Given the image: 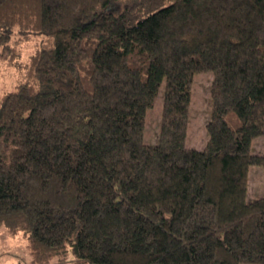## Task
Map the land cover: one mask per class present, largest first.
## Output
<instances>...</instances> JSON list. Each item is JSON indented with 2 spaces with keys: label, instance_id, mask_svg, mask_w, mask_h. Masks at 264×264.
<instances>
[{
  "label": "trees",
  "instance_id": "obj_1",
  "mask_svg": "<svg viewBox=\"0 0 264 264\" xmlns=\"http://www.w3.org/2000/svg\"><path fill=\"white\" fill-rule=\"evenodd\" d=\"M32 36L0 98V227L29 264H264V196L247 199L264 166V0H0L1 50ZM207 70L208 139L191 148Z\"/></svg>",
  "mask_w": 264,
  "mask_h": 264
},
{
  "label": "rangeland",
  "instance_id": "obj_2",
  "mask_svg": "<svg viewBox=\"0 0 264 264\" xmlns=\"http://www.w3.org/2000/svg\"><path fill=\"white\" fill-rule=\"evenodd\" d=\"M41 36H32L21 45V56L13 57L3 52L0 47V98L1 95L12 89L24 78L25 70L20 66L36 50ZM213 79L211 70L196 73L192 84V100L190 105L189 129L186 145L191 148L205 147L208 133L206 122L211 114L210 85ZM165 81L162 83L156 96L154 105L147 111L145 127V142L156 143L161 123L162 108L164 104ZM254 151L264 153V135L253 142ZM264 196V166L253 164L249 169L247 199ZM31 252L26 238L22 233L11 235L7 228L0 227V264H29ZM65 264H72L71 260ZM242 264H259L245 262Z\"/></svg>",
  "mask_w": 264,
  "mask_h": 264
}]
</instances>
